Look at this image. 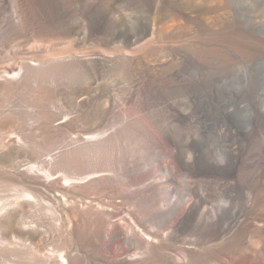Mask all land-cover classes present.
<instances>
[{"label":"rangeland","instance_id":"1","mask_svg":"<svg viewBox=\"0 0 264 264\" xmlns=\"http://www.w3.org/2000/svg\"><path fill=\"white\" fill-rule=\"evenodd\" d=\"M197 1L199 0H194ZM228 2L235 35L231 42L233 44L225 41L229 47L225 43L222 45L221 40L217 39L202 40L207 43L199 42L188 25L155 10L125 7L118 15L107 20L105 31L115 25L114 29H118V35L111 40V50L132 52L138 57L148 47H152L155 53L146 57L147 62L135 64L138 68L118 59L114 64L93 71L67 69V72L65 69L57 72L50 69L45 75L43 72V76L38 75L36 79L28 80L21 91L0 95V109L7 106L11 114L6 117L12 120V123L5 124L0 116V137L5 142L4 146L0 144V155L9 159L7 163L0 162V173L10 175L17 172L18 168L25 175L42 181L49 188L51 186L54 194L65 203L58 205L55 199H51L48 191L40 193L29 189V194L25 196L24 185L0 176V264H99L98 259L103 250L113 252L116 249V243H109L99 250L89 243L72 238L69 232L79 218L70 210L69 204L77 199L72 198L74 193H87L89 197L100 201L110 197L108 191L89 194L87 181L111 175L123 162L132 164L140 161L141 165L127 178L122 177L121 180V177H115L117 187H122L120 185L124 179L127 182L140 181L144 175H151L142 182L141 188L138 186L133 190V198H142L149 185L151 187L163 179L161 174L152 170L164 163L155 155L159 151L160 126L152 121L162 125H171V122L169 114L155 101L168 100L178 105L177 109L185 117V122L182 126H176L175 132L184 137L190 135L194 140L193 147L200 149L207 158L230 161L233 159L232 149L240 150L239 154H243L240 157H243V165L246 163L247 166H244L246 170L242 167V172L239 171L240 187H214L207 205L208 210L233 211L248 200V197H257L259 194V198H256L260 201L259 204L257 202V207L259 205L260 210L264 208V188L261 191L258 189L256 195L250 191L249 183L254 180L249 181L253 179L255 165L252 162L248 165L250 161L255 164L264 153V52L258 54V49L264 48V25L254 23L253 6L241 0ZM13 6V0H5V17H11ZM218 14L222 20L224 11L220 10ZM87 16L79 15L78 35L62 34L47 39L34 37L12 41L10 50L0 52V68L14 67L19 73L24 63L36 66L38 59L48 63V59L57 51L101 48L105 37L90 34ZM68 23L72 24L73 19L70 18ZM139 75L145 76V81H138ZM56 86L65 88L67 96L56 92L54 98L49 99L50 92ZM41 88L48 92L46 96L38 94L34 98L33 93L39 92ZM74 89H81L83 92L71 98L70 94ZM142 102L152 105L138 109L135 104ZM191 118L193 121H190ZM48 119L54 122H46ZM59 122L77 123L75 134H79L81 127H88L98 129V137L111 136L113 140L110 141L111 145H102V149H99L101 151L94 153L95 156L98 154V159L94 158V162L87 160L85 171H78L69 165V153L73 154L70 149L74 147L70 144L69 136L66 134L54 137L50 133L51 126ZM124 135L128 139H121L120 136ZM13 145L20 148V153L8 155L9 148ZM94 164L104 170L109 168L112 172L92 175L88 171ZM247 167H250L249 170ZM180 180L182 184L185 183L184 178ZM246 182L247 185H244ZM188 200L189 197L182 190L178 201L183 204ZM124 216L127 217L126 212L120 211L112 220L120 223ZM167 225L164 222L151 224L150 229L164 232ZM194 237L190 233L185 235V238L191 240ZM122 249L124 246L121 251ZM138 252L142 253L141 250ZM117 254L114 252L111 257ZM236 264L245 263L241 261Z\"/></svg>","mask_w":264,"mask_h":264},{"label":"bare ground","instance_id":"2","mask_svg":"<svg viewBox=\"0 0 264 264\" xmlns=\"http://www.w3.org/2000/svg\"><path fill=\"white\" fill-rule=\"evenodd\" d=\"M241 1L255 8V12H253L255 14L252 15L254 16L253 21L255 24L258 23L263 26L264 0ZM4 2L5 0H0V52L10 50V43L20 38L31 39L36 37L47 39L62 34L78 35L80 27L79 15H88L87 22L90 34L105 37V43L102 44L101 48L88 51L75 49L71 51L67 50V52L64 49V52L57 51L58 53H54L55 55L48 59V63L42 59L36 60V66L24 63L22 68L20 67L19 73L15 71L14 67L0 68L1 96L15 90L18 92L28 80L30 81L31 78L33 80L36 79L43 72L45 75V72H48L50 69L57 72L65 69V71L67 69L93 71L100 67L114 64L118 59L129 65L144 63L147 56L155 53L154 48L148 47L138 57H135L132 52H114L111 50V40L118 35V29H114L115 25L112 28L115 31L112 29L105 31L107 20L118 15L120 10L122 8L124 10L125 7H141L148 11L155 10L159 14H165L170 19H178L191 28L192 33L196 35V40L199 39V42L217 39L223 43L218 41L219 44L224 45L226 41L231 45L233 44L231 43L232 39L235 36L233 32L234 27L232 26L233 18L228 12V8L230 7L228 0H199L197 2H194V0H13V12L9 18L3 14ZM220 10L224 11L222 20H220L218 14ZM70 18L73 19L72 24L68 23ZM235 34L237 33L235 32ZM226 46L229 47L228 44ZM260 52H264L263 47L258 49V54ZM145 79V76H138V81H145ZM60 86L53 87L52 92H50L51 98L49 99H53L56 92H62L57 93L58 95L67 96L68 92L66 89ZM43 90L41 88L39 92L33 93V97L36 98L38 94L40 96L48 93L46 90ZM82 92L81 89H74L71 91L70 97L72 98ZM29 96L31 97L32 95ZM155 102L161 105L164 112L169 114L168 118L171 122V125H162L157 121H152L154 124L160 126L159 151L157 150L158 152L155 155L157 159L164 161L163 164L160 163L159 167L152 170H154V173L161 174L163 179L155 185L151 184L153 185L151 187L149 185V188L146 190L147 193L140 199L132 197L133 190L137 189L138 186L140 187L142 182L147 180L148 176L151 175L145 173L146 175L142 178L143 180L140 181L127 182L124 179L120 185L122 187H117L115 178L121 177L122 180L130 176L135 171V168L141 165L140 161L136 163L132 162V164L123 162L111 175L99 176L91 180L88 179L87 188L90 191V193L88 192L89 194L108 191L111 195L100 201L99 199L89 197L87 193L78 195L74 193L72 198L77 199L69 205H71L70 210H73L77 214L79 220L75 222L74 228L70 230V236L78 242L89 243L92 247L99 250L105 248L109 243H116V249L113 252L109 250L102 251L103 253L98 259L99 264H236L241 261L245 264H264V208L260 210L258 208L259 205L257 207L258 199H256L257 197L259 198L260 194L257 197L253 195L252 198L251 196L250 198L248 197V200L235 207L233 211L220 212L207 209L214 187L216 189L223 186H230L234 189L240 187L238 186L239 173L242 172L240 169L243 167V170H246L244 166H247L246 163L245 165H243L244 162L242 163L241 158L243 157L240 156L243 154H239L238 151L240 150L232 149L231 158L233 159L230 161L207 158L200 149L193 147L192 141L194 140L190 135L184 137L175 132V127L182 126L185 122V117L177 109L178 105L176 106L168 100ZM135 105L138 109H141L150 107L152 104L142 102ZM9 112L10 109L7 106L0 109V116H2V122L5 124L12 123V120L6 117ZM50 120L48 119L46 122H54ZM76 125L77 123L75 122L68 124L59 122L55 126H51L50 133L54 137L65 136L66 134L69 136L70 144L74 146L70 149L73 154L69 153V165L75 170L80 171L83 169L85 171L84 167L86 162H88L87 160L94 162V158L98 159L97 153L101 151L99 149H102L100 147L109 144L113 139L111 140V136H102L100 138L97 136L98 129L95 130L88 127H81L79 134H75ZM120 137L121 139L127 138L125 135ZM0 144L5 145L4 139L1 137ZM153 148L155 149L154 146ZM91 152L93 155H91ZM95 152H97L96 156ZM102 152H100L101 157ZM19 153L20 148L17 146L13 145L9 148L8 155ZM255 158L258 157L255 156ZM8 161V157L0 155L1 163H7ZM251 162L252 165H255V170L253 169L254 172L252 173L254 174L253 176L251 175L253 179H248H252L249 182L253 180L255 182L254 184L253 182L249 183L251 186L250 191L255 194L258 189L261 191L264 188V153L257 159L255 164H253V161H250L248 163L249 166ZM145 169L148 168L145 167ZM16 171L10 175L0 173V176L9 179V181H17L20 182L19 184L24 185L26 189L23 195L25 194V196L29 194V189L40 193L48 191L52 197L50 198L55 199L58 205H65L57 197V194H54L51 186L49 188L42 181L25 175L18 168ZM104 171L112 172L109 168L104 170L95 165L88 173L93 175ZM182 178H184V184L181 183L180 179ZM247 183L242 184L247 185ZM182 190L189 197V200L180 204L178 195ZM58 193L60 192L58 191ZM120 211L126 212L127 217H122L120 223L113 221L112 218ZM160 222L168 224L164 232L150 229L151 224L157 225ZM188 233L195 236L194 240L185 238V235ZM122 246H124V249L121 251ZM138 250H141L142 253L138 252ZM114 252L118 254L111 257V254ZM177 255H180V258H177Z\"/></svg>","mask_w":264,"mask_h":264}]
</instances>
